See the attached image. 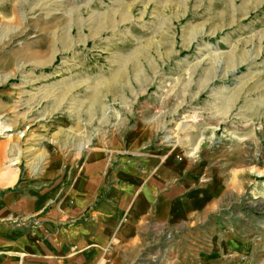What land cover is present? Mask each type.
Returning <instances> with one entry per match:
<instances>
[{
	"label": "rangeland",
	"instance_id": "374dc122",
	"mask_svg": "<svg viewBox=\"0 0 264 264\" xmlns=\"http://www.w3.org/2000/svg\"><path fill=\"white\" fill-rule=\"evenodd\" d=\"M135 128V155L178 151L234 174L216 219L242 228L264 264V0H0V200L61 178L69 189L94 150L113 169L129 153L109 142ZM41 219L0 224L27 233ZM156 229L150 261L179 234Z\"/></svg>",
	"mask_w": 264,
	"mask_h": 264
},
{
	"label": "crops",
	"instance_id": "0c3cea01",
	"mask_svg": "<svg viewBox=\"0 0 264 264\" xmlns=\"http://www.w3.org/2000/svg\"><path fill=\"white\" fill-rule=\"evenodd\" d=\"M145 135L135 128L109 142L112 152L129 153L113 169L94 150L67 190L61 178L58 188L3 196L0 217L42 213L43 222L27 233L0 224V264H252L253 240L216 219L236 199L234 174L224 164L178 160V151L133 154L146 145ZM157 226L179 234L168 252L150 261L141 255L157 243ZM205 229L209 235L202 238Z\"/></svg>",
	"mask_w": 264,
	"mask_h": 264
}]
</instances>
